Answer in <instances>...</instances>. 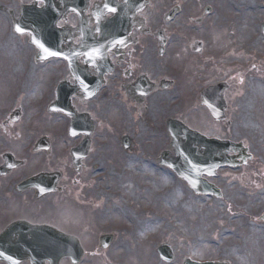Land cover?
Masks as SVG:
<instances>
[{"label": "rangeland", "instance_id": "rangeland-1", "mask_svg": "<svg viewBox=\"0 0 264 264\" xmlns=\"http://www.w3.org/2000/svg\"><path fill=\"white\" fill-rule=\"evenodd\" d=\"M152 1L149 22L153 31L164 28L168 45L160 56L157 41L144 42L150 50L149 63L144 61L150 70L146 74L157 83L172 81L173 86L147 99L142 105L149 107L146 114L132 103L123 106L122 98L118 118H112L98 134L91 164L102 163L104 173L93 178L99 189L114 192L103 199L98 218L100 227L113 231L116 240L108 250L98 249L99 254L89 250L91 256L81 264H183L185 259L264 264V222L260 219L264 214V0H203L201 6L207 4L214 10L204 25L195 20L200 9L196 0ZM18 2L0 0V48L4 34L12 35L8 49L0 50V99L8 104L22 93L24 110L36 109L48 99L37 110L27 112L37 129L28 135L50 139L55 146L50 163L57 166L59 158L61 165H66L69 147L78 141L67 144L68 123L59 124L63 117L49 113L58 73L64 70L59 61L34 66L36 49L30 47V38L12 30L8 8L18 17ZM173 4L181 5L182 11L172 22L164 23L163 15ZM215 23L224 28L208 29ZM196 41L204 44L201 57L190 52ZM139 56L136 51L134 60ZM221 82L230 87L226 93L227 125L216 124L198 97L207 87ZM182 106L184 121L192 131L219 140L243 141L254 157L246 167L221 169L217 178L209 179L222 191L221 199L196 195L158 162L162 152L171 150V139L157 115L180 117ZM107 116L104 113L99 119L107 121ZM112 122L118 129L120 124V137L128 135L134 141L129 152L123 150L117 136L112 145L116 149L106 140L115 133ZM30 124L26 125L28 130H32ZM38 156L32 175L47 171L48 157ZM20 179L27 178L22 174ZM95 244L92 241V247ZM165 244L174 249L173 262L160 259L157 250Z\"/></svg>", "mask_w": 264, "mask_h": 264}, {"label": "flooded vegetation", "instance_id": "flooded-vegetation-1", "mask_svg": "<svg viewBox=\"0 0 264 264\" xmlns=\"http://www.w3.org/2000/svg\"><path fill=\"white\" fill-rule=\"evenodd\" d=\"M29 1L32 3V0ZM109 1H55L56 8L63 12L56 28L67 30L65 49L67 55L76 53L79 56L77 58L78 68L82 71L88 70L89 75L94 78V81L88 82L87 86L91 88V91L97 92L90 99H79V97L85 96L83 93L85 83L78 80V76L73 72L70 63L63 61L65 65L64 81L76 95L72 100V105L78 107H76V111L79 122L86 124L88 119V121L92 120L96 123L92 136L93 141L99 127L98 118L100 115L105 113L108 114V118L117 119L119 102L122 98L124 101H128L127 94L134 93V90L131 89L132 86L142 83L145 84L143 92L149 90L147 86L151 82L146 73L150 70H147L146 63H149L150 50L148 46H144V42L147 43L149 39L156 40L153 34L147 32L146 26L140 28V31L133 30L136 28L131 26L129 28L131 30L119 42L115 43L113 38L107 37L105 61L104 59H96L97 56L95 55H98L96 53L94 55L89 54L90 44H103L104 29L118 28L116 12L109 11V9H115L117 3ZM123 2L127 4L130 1L124 0ZM201 3L203 0H196V6L200 8L197 12V22L201 21L202 24L205 22V19L204 21L201 20L204 13L210 9V15L207 17H211L213 10L207 4L201 6ZM33 5L37 9L43 8V4L40 2L35 1ZM152 7H154V3L150 1L148 7L143 11L142 17L147 18L148 11ZM210 28L223 29L224 27L215 23L208 27V29ZM136 51H139L141 57L135 61ZM93 59L96 62L90 61ZM103 62L109 64L113 71L112 74L104 76L98 74L97 68ZM90 63L91 66H89ZM154 85L153 93L159 92L160 85L156 83ZM131 99L133 100L132 103L138 105V103L147 102L148 98H142L139 102ZM21 120L22 112L15 113L14 107H11L6 109L0 122V237L8 233L13 226L27 222L33 226H53L66 234L77 237L80 242L94 239L100 231L99 207L105 196L113 193H105L104 190L93 186L87 178L84 179L86 173L91 172L93 174L86 164L89 158L83 163L78 174L75 172L62 174L57 191L53 194L39 197V188H31L32 186L24 190L21 187L23 180L20 179V176L32 174L38 154L33 151L34 140L28 145L19 141L21 138ZM68 121L70 123V119ZM92 153L93 148L90 155ZM6 158L11 160L12 168L5 171L1 168L5 165ZM46 198L60 204L57 217L53 216L44 204ZM20 230L18 228L10 232V235L5 239L12 242L23 240L25 237ZM4 254L6 256L17 255L12 252Z\"/></svg>", "mask_w": 264, "mask_h": 264}, {"label": "water", "instance_id": "water-1", "mask_svg": "<svg viewBox=\"0 0 264 264\" xmlns=\"http://www.w3.org/2000/svg\"><path fill=\"white\" fill-rule=\"evenodd\" d=\"M49 8L50 4L47 3ZM33 9V8H29ZM25 8L22 21L17 24L19 27L26 29L32 35V39H35V29L38 32H41L42 35H45L46 32L50 29V18L51 15L49 12H45L41 17H39L41 24L36 26L37 17L32 10ZM46 10V9H45ZM133 17V15H132ZM118 18L120 20L129 18V15L124 12L123 6H118ZM54 32L56 37L55 42L56 46L53 47L49 44V41H46L45 46H42V54L49 52V47H53L56 54H59L60 51V40L59 32L55 29H50ZM264 33V26H263ZM53 38V39H54ZM161 45L164 44V39H160ZM228 89L227 85H219L214 88H209L202 94L203 104L208 107L210 113L217 122H222L225 120L227 105L224 100V94ZM69 98V93L66 90V87L61 85L58 90V101L56 105L53 106L56 110H65L66 103ZM67 109V108H66ZM177 130L172 132L173 145L176 152L177 159H173L169 153L164 154V162L167 166L174 169L182 178L188 180L191 186L194 187L197 191L200 190L201 177L203 174L209 176H216L217 171L224 166H236V159H229L228 153L231 151L240 150L239 146L233 145L230 142H220V141H210L206 138L193 133L188 130L185 126H177ZM83 159V155H77ZM243 161L244 164L247 163L248 159H251L249 156L244 154L239 158ZM163 162V163H164ZM238 164V163H237ZM208 192L210 189H207ZM206 192V190L204 189ZM218 194V193H216ZM33 233H37V238L43 236H51L52 234H57L56 231L51 230L45 227L33 228ZM27 232V231H26ZM35 240H24L19 242L18 249L22 251L21 256H17L14 261L23 262L25 260H31L32 264H44L45 260H49L51 264H59L61 259L70 257L73 261L79 260V254L76 253V246L72 242H67V240L57 239L54 242H48L47 240L41 239ZM6 245L5 243H3ZM168 249V248H167ZM162 256L167 261H172L173 256L168 249V253L165 249H162ZM1 259V258H0ZM3 260V259H2ZM186 264H199L192 263L187 261ZM213 264V263H206Z\"/></svg>", "mask_w": 264, "mask_h": 264}, {"label": "bare ground", "instance_id": "bare-ground-1", "mask_svg": "<svg viewBox=\"0 0 264 264\" xmlns=\"http://www.w3.org/2000/svg\"><path fill=\"white\" fill-rule=\"evenodd\" d=\"M4 43H5L4 47L0 48V50H4V49L8 48L10 40L9 39L8 40H4ZM30 80H31V77L28 76V81H30Z\"/></svg>", "mask_w": 264, "mask_h": 264}, {"label": "snow or ice", "instance_id": "snow-or-ice-1", "mask_svg": "<svg viewBox=\"0 0 264 264\" xmlns=\"http://www.w3.org/2000/svg\"><path fill=\"white\" fill-rule=\"evenodd\" d=\"M109 11L115 12V9H109ZM17 31H21V29L17 28ZM51 55H56V53H51Z\"/></svg>", "mask_w": 264, "mask_h": 264}]
</instances>
